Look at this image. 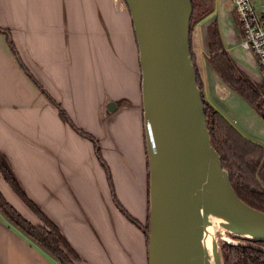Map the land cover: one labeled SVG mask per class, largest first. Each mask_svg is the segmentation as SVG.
<instances>
[{"label":"crops","instance_id":"crops-1","mask_svg":"<svg viewBox=\"0 0 264 264\" xmlns=\"http://www.w3.org/2000/svg\"><path fill=\"white\" fill-rule=\"evenodd\" d=\"M214 18L208 15L192 24L191 48L205 99L245 136L264 145L238 126L243 124L237 115L250 106L207 60V26ZM0 28L10 30L23 64L41 87L78 128L99 140L116 197L143 226L114 202L93 141L60 116L0 31L4 162L78 253L80 260L73 264H149L144 225L150 216V171L142 76L125 1L0 0ZM225 47L236 60L232 48ZM110 101L118 104L113 112L107 109ZM0 190L25 218L41 223L1 176ZM0 264L60 263L0 210Z\"/></svg>","mask_w":264,"mask_h":264},{"label":"water","instance_id":"water-1","mask_svg":"<svg viewBox=\"0 0 264 264\" xmlns=\"http://www.w3.org/2000/svg\"><path fill=\"white\" fill-rule=\"evenodd\" d=\"M124 1L134 26L142 76L150 171L149 264H206L198 246L197 210L205 170L228 213L252 235L243 236L264 242V223L249 211L264 212L237 195L210 143L189 41L191 0ZM117 106L110 101L107 109L113 112ZM215 252L221 264L219 251Z\"/></svg>","mask_w":264,"mask_h":264},{"label":"trees","instance_id":"trees-1","mask_svg":"<svg viewBox=\"0 0 264 264\" xmlns=\"http://www.w3.org/2000/svg\"><path fill=\"white\" fill-rule=\"evenodd\" d=\"M192 13L190 17V46L192 35V24L196 17H199V0H191ZM204 12V11H203ZM202 14H205L202 13ZM204 16V15H203ZM197 17V19H198ZM7 34L10 47L15 53L18 61L39 86L41 85L23 64L19 53L14 45L11 32L8 29H1ZM207 45L210 65L219 74L222 81L232 90L242 96L247 102L253 105L258 112L264 113V83L262 89L239 72L237 62L226 49L221 37L218 20L213 19L207 26ZM192 60L198 78V86L202 92L204 103L206 126L208 129L210 143L217 151L223 167L228 171L232 186L237 195L251 207L264 212V145L245 136L225 115L210 104L203 93V83L195 63V55L191 48ZM46 96L57 106L60 116L68 122L80 134L90 138L95 147L96 156L105 169L112 188L114 202L118 208L135 224H142L130 215L120 203L115 194L112 181L111 169L104 159L101 145L97 138L90 133L78 128L71 120L64 108L56 102L42 87ZM0 176L14 189L23 202L38 216L41 223L34 224L25 218L3 195L0 190V210L22 233L31 241L36 243L47 254L58 260L60 264L74 263L80 260L78 253L69 243L56 223H54L41 210L38 204L26 193L16 177L13 175L0 153ZM149 223V222H148ZM149 224L144 227L145 234ZM148 237V236H147ZM237 242L224 241L219 251L221 264H264V242L246 236L234 235Z\"/></svg>","mask_w":264,"mask_h":264},{"label":"rangeland","instance_id":"rangeland-1","mask_svg":"<svg viewBox=\"0 0 264 264\" xmlns=\"http://www.w3.org/2000/svg\"><path fill=\"white\" fill-rule=\"evenodd\" d=\"M203 11L205 14H202L204 13ZM197 12L199 13V17L197 16L198 19L196 17L194 21L195 24L200 22L201 19L207 17L208 15L214 16L216 19H218L220 33L222 29L227 39V42L226 40L223 42H226L225 45L232 48V53L233 55L235 54V61L237 62L240 74L250 79L256 85V87L262 89V72L258 65L255 54L252 50L242 49L239 44L241 41V37L239 35V21L233 10L231 0H199V9ZM221 37L224 40L222 33ZM247 103L251 108L248 107L246 111H242L237 115V118H240L241 120L239 123L243 124L242 126L244 127L239 124L238 126L242 129L244 128L243 130L245 131L247 130V132L252 134L255 139L264 142V113L262 114L258 112V110L253 105H251L249 102ZM148 222L146 223L149 224ZM147 229L149 230V227ZM213 235L215 251L220 249V246L224 241L237 242V240L233 238L234 235H237L236 232L222 230L218 226L213 227ZM241 236L243 235L241 234Z\"/></svg>","mask_w":264,"mask_h":264},{"label":"bare ground","instance_id":"bare-ground-1","mask_svg":"<svg viewBox=\"0 0 264 264\" xmlns=\"http://www.w3.org/2000/svg\"><path fill=\"white\" fill-rule=\"evenodd\" d=\"M205 185L208 186L207 189L204 188ZM200 188L202 194L197 202L200 222L198 246L199 250L205 255L206 264H218L213 242V227L218 226L222 230L236 232L237 234L246 236L252 235L228 213L220 200L215 183L208 178L207 170H205L201 176ZM249 213L254 219L264 223V215L253 211H249ZM196 264L200 263L197 262Z\"/></svg>","mask_w":264,"mask_h":264},{"label":"built area","instance_id":"built-area-1","mask_svg":"<svg viewBox=\"0 0 264 264\" xmlns=\"http://www.w3.org/2000/svg\"><path fill=\"white\" fill-rule=\"evenodd\" d=\"M239 21L240 46L252 50L264 83V0H231Z\"/></svg>","mask_w":264,"mask_h":264}]
</instances>
